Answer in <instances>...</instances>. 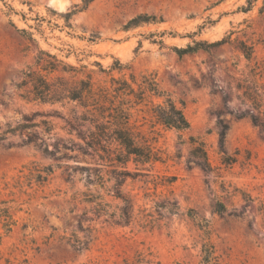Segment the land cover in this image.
Returning <instances> with one entry per match:
<instances>
[{
  "label": "rangeland",
  "instance_id": "rangeland-1",
  "mask_svg": "<svg viewBox=\"0 0 264 264\" xmlns=\"http://www.w3.org/2000/svg\"><path fill=\"white\" fill-rule=\"evenodd\" d=\"M251 1L242 12L247 0H92L84 9L82 0H0V131L39 111L36 121L53 124L50 134H40L49 148L68 137L83 143L67 131L73 110H80L76 102L30 101L16 88L39 49L79 70L63 75L70 84L90 74L94 88L109 86L111 76L128 79L133 72L152 74L162 92L130 109L135 140L156 161L127 164L134 179L122 189L135 204L129 224L83 213L90 205L81 201L87 189L79 169L102 168L97 156L75 147L56 159L24 144L17 132L0 140V207L10 206L15 220L10 232L0 228V264H199L205 247L210 264H264V0ZM138 14L157 22L125 30ZM225 36L228 43L209 51L178 57L171 50ZM115 60L125 68L111 70ZM165 96L183 103L188 129L155 121L151 108ZM222 125L230 164L219 146ZM191 138L202 144L210 169L191 157ZM31 161L54 167L45 184L26 176L23 166ZM165 198L178 203V213L158 215L155 203ZM143 211L152 221L142 222ZM75 235L87 238V249L71 247Z\"/></svg>",
  "mask_w": 264,
  "mask_h": 264
},
{
  "label": "trees",
  "instance_id": "trees-1",
  "mask_svg": "<svg viewBox=\"0 0 264 264\" xmlns=\"http://www.w3.org/2000/svg\"><path fill=\"white\" fill-rule=\"evenodd\" d=\"M91 1L82 0L80 8L84 9ZM247 3V6H241L239 10L242 12L250 10L252 1L247 0ZM260 11H263V8ZM152 22H157L155 15L138 14L130 18L123 27L128 30ZM163 34L164 32L160 36ZM192 35L187 34L188 37ZM229 41L227 36L213 42L192 39L184 46H172L171 50L176 56L183 57L199 50L209 51ZM159 43L163 44V41L160 40ZM241 47L245 57L249 59L251 55L249 48L244 44ZM123 68L125 66L119 60H115L110 67L111 70L118 69L119 71ZM78 71L75 66L64 62L55 54L39 49L34 62L27 65L22 71L21 79L16 83V88L22 89L25 95H20L30 101L43 104L76 102L80 110H73V121H67V131L69 135L75 131L76 138L82 140L83 143L68 137L63 143L54 141L52 148H49L40 134L41 132L50 134L53 130V124L47 118L36 121V116L43 115L39 111L34 112L31 116H24L23 120L14 126L7 123L5 128L0 131V140L5 139L7 134L17 132L22 137L24 144H32L46 156L56 157L55 154L60 150H74L75 147L83 154L97 156L101 161H104L101 164L102 168L81 167L79 169L84 175V186L87 189V192H81V201L90 205V208L83 213L86 214L90 211L96 217L106 215L113 219L116 224H129L135 218V204L133 199L122 189L128 177L134 179L131 172L126 170L127 164L132 162L136 166L138 164L145 166L156 161L154 154L148 147L137 144L129 122L130 109L133 105L141 103L146 97H161L162 92L158 89L152 74H141L137 77L136 74L130 72L128 79L111 76L109 86H97L96 88L93 87L90 74L76 79L74 84H70L63 76L65 74L74 76ZM133 85H136L137 88L134 89ZM151 111L155 121L163 127L183 131L190 126L183 111V103L179 105L169 96H165L162 102L154 104ZM38 128L41 130H37ZM79 128L83 130H78ZM225 134L226 126L222 125L219 132V146L225 154L224 162L230 164L233 158L226 155L224 150ZM191 141L193 145L190 151L191 157L197 159L196 163L201 168L210 169L207 153L202 144H195L196 140L193 138ZM64 156L58 155L56 159H61ZM105 167H109V169L103 170ZM23 168L28 170L26 176H30L38 185L45 184L54 170L51 164L40 166L35 161L24 165ZM68 168L71 167L66 166V169ZM118 168L122 170H118ZM96 186L102 192H99ZM104 194L118 200L119 203L113 205L106 201ZM168 199L165 198L162 202L155 203L156 212L159 216H161L160 210L163 209L170 214L178 213V203ZM217 206L221 210L224 209L221 203H218ZM10 208L5 204L0 207V228L4 229V233L10 232L15 222L9 212ZM143 212L142 222L152 221L149 218L152 216L145 211ZM86 231L91 233L92 228H86ZM1 237L0 234V240ZM68 241L75 250L87 249L88 241L85 237L81 239L75 235L73 239H68ZM211 257V250L205 247L199 264H210ZM5 264H9V262Z\"/></svg>",
  "mask_w": 264,
  "mask_h": 264
},
{
  "label": "bare ground",
  "instance_id": "bare-ground-1",
  "mask_svg": "<svg viewBox=\"0 0 264 264\" xmlns=\"http://www.w3.org/2000/svg\"><path fill=\"white\" fill-rule=\"evenodd\" d=\"M60 6H61V4H60Z\"/></svg>",
  "mask_w": 264,
  "mask_h": 264
}]
</instances>
